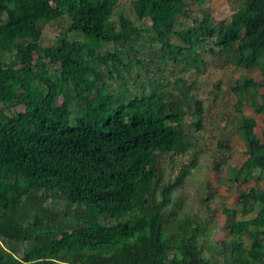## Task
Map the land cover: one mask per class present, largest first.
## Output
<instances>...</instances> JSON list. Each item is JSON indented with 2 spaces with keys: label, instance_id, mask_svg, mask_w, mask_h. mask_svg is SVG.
Here are the masks:
<instances>
[{
  "label": "trees",
  "instance_id": "obj_1",
  "mask_svg": "<svg viewBox=\"0 0 264 264\" xmlns=\"http://www.w3.org/2000/svg\"><path fill=\"white\" fill-rule=\"evenodd\" d=\"M209 1L133 0V20L118 0H0V264H264V189L240 190L264 182V144L242 114L264 115V0L219 24L194 16ZM203 53L262 77L230 88L246 158L227 167L239 191L220 240L174 195L196 159L173 182L157 168L191 147L187 115L200 129Z\"/></svg>",
  "mask_w": 264,
  "mask_h": 264
},
{
  "label": "rangeland",
  "instance_id": "obj_2",
  "mask_svg": "<svg viewBox=\"0 0 264 264\" xmlns=\"http://www.w3.org/2000/svg\"><path fill=\"white\" fill-rule=\"evenodd\" d=\"M131 1L133 0H118L117 10L135 20ZM241 3L243 0H211L205 4L202 10L194 7V16L200 19L208 12L214 24L229 22L230 16L238 10ZM66 24H68V20L63 17L46 25L43 32V44L45 46L55 45L58 31L64 28ZM137 24L143 28L149 26L150 21L144 20ZM74 39L81 40L78 35H75ZM105 49L113 52L111 46ZM202 58L206 66L201 68L198 76L194 75L198 81V87L194 94L200 101L202 113L200 129L198 130L193 126V119L187 115L184 119V127L186 134L190 137L191 147L186 152L159 155L157 168L159 170L158 175L163 181L173 182L178 171L185 165L189 166L193 158L196 159V165L189 166L188 175L181 187L175 190L174 195L186 198L185 211L189 214L199 215L201 218L212 217V236L215 240H220L226 235L223 230L226 221L222 211L225 207L237 208V191H239L237 187L227 181V167H239L246 158L244 143L235 132V119L239 113L236 111L237 99L230 88L234 86L237 80L252 78L255 81H260L262 77L261 68L247 71L239 66L223 63L225 57L220 55L210 56L208 53H203ZM190 72L193 73V70ZM216 86H220L219 93ZM262 92L264 91L262 90ZM216 93L218 96L215 98L214 94ZM30 103L31 101L27 102L19 110L24 111ZM242 114L244 117L255 119L257 125L255 133L264 144V137L262 136L264 115H255L248 107L243 108ZM219 142L230 146L232 150L227 152L224 148L219 147ZM220 161L222 165L216 172L214 163ZM205 181L208 182L207 186ZM255 186L264 189V182L258 185L254 183L243 185L240 190H248ZM203 199L208 202L203 203ZM205 205L209 207L206 208ZM211 211L214 213L210 214Z\"/></svg>",
  "mask_w": 264,
  "mask_h": 264
}]
</instances>
